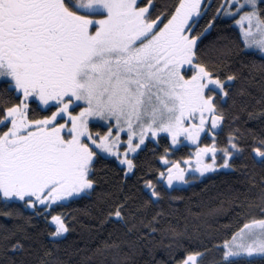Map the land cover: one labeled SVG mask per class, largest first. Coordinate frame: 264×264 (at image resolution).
I'll return each instance as SVG.
<instances>
[{"label":"snow or ice","instance_id":"snow-or-ice-1","mask_svg":"<svg viewBox=\"0 0 264 264\" xmlns=\"http://www.w3.org/2000/svg\"><path fill=\"white\" fill-rule=\"evenodd\" d=\"M232 172L227 238L165 221ZM0 215V264H264V0H0Z\"/></svg>","mask_w":264,"mask_h":264},{"label":"trees","instance_id":"trees-1","mask_svg":"<svg viewBox=\"0 0 264 264\" xmlns=\"http://www.w3.org/2000/svg\"><path fill=\"white\" fill-rule=\"evenodd\" d=\"M216 4L217 0H212L213 10ZM216 32H223L230 38H234L238 30L232 25L230 20L225 19L217 28ZM209 54L211 55V53ZM244 71H247V69H244ZM257 79H259L258 74ZM257 87V85L253 84L254 89ZM191 150V146L181 149L178 155H184ZM238 163L243 164L244 161H239ZM257 179H259V177H257ZM242 180L243 177L239 172H232L221 173L218 176L214 175L208 180H203L202 183L196 181L194 186L188 188L186 191L182 193H174V195H182L184 197L182 203L176 201L173 202L171 206L168 203L163 205L165 211L171 213V215L165 217V221H172L173 223L178 222L182 227L186 224L189 231H193L194 229L203 230L205 233L214 235L217 238L216 242L227 238L225 236L224 225L228 224L229 221H232L234 216L232 210L228 206L229 202L227 197L230 194L229 185L232 186L231 191L233 193L236 190H239L241 197L244 195H250L247 191L249 186L242 184ZM221 201H224V208L220 218L212 219L204 214L209 207H215L216 205H219ZM85 203L86 202H79L66 205L64 211L68 212L76 209H83ZM189 208L191 209V212H189ZM89 211L91 212V215L87 214ZM196 212H201L202 214L199 217L192 214ZM98 215L97 208L92 205H90L85 211L75 212V230L68 236V240L65 242L69 249L80 245H86L89 242L90 237L98 232L99 221L96 218ZM224 216H226L227 219L223 218ZM15 223L16 221L14 218L0 215V230H3L5 227L12 229ZM161 226H163V223ZM113 229V225H105L100 234L102 236H107V233ZM216 255L215 252L210 251L209 255L205 258L206 262L211 261Z\"/></svg>","mask_w":264,"mask_h":264},{"label":"rangeland","instance_id":"rangeland-1","mask_svg":"<svg viewBox=\"0 0 264 264\" xmlns=\"http://www.w3.org/2000/svg\"><path fill=\"white\" fill-rule=\"evenodd\" d=\"M231 21V20H230ZM232 22V21H231ZM232 25H233V22H232ZM234 26V25H233ZM235 27V26H234ZM237 30H238V28L237 27H235Z\"/></svg>","mask_w":264,"mask_h":264}]
</instances>
